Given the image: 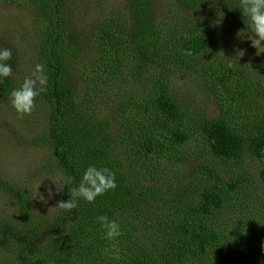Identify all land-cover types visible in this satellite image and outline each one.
Segmentation results:
<instances>
[{
	"label": "trees",
	"instance_id": "obj_1",
	"mask_svg": "<svg viewBox=\"0 0 264 264\" xmlns=\"http://www.w3.org/2000/svg\"><path fill=\"white\" fill-rule=\"evenodd\" d=\"M24 1L48 75L35 100L43 125L36 135L55 171L74 178L58 202L89 165L113 171L117 187L51 215L18 194L20 228L0 221V264H264V180L255 164H264V109L255 104L261 74L239 61L229 68L233 56L211 36L228 18L246 28L236 0ZM159 1L175 14L195 12L190 27L158 18ZM176 68L203 80L217 117L174 94L166 73ZM17 77L0 83L2 114L23 82ZM99 215L121 224L119 261L103 253L109 242Z\"/></svg>",
	"mask_w": 264,
	"mask_h": 264
},
{
	"label": "rangeland",
	"instance_id": "obj_2",
	"mask_svg": "<svg viewBox=\"0 0 264 264\" xmlns=\"http://www.w3.org/2000/svg\"><path fill=\"white\" fill-rule=\"evenodd\" d=\"M119 0H111V4ZM82 4V3H81ZM26 1L20 0L17 6L0 4V47L13 48V61L9 62L13 66L15 76L18 80L23 81L29 76L39 63L36 56V42L32 32V15L29 9H22ZM164 2H157L154 14L158 18L169 17L176 19L179 29H187L192 22V16L195 12L179 8L176 13L174 6ZM83 6V4H82ZM222 13L227 11L223 5L216 3ZM87 9V8H86ZM205 9L196 11L201 13L205 21L209 20V15L204 12ZM226 28L216 27L215 34L212 36V44H218L224 47L226 55L235 57L237 50H244V56L239 58V62L246 64L253 75V67L259 68L261 76H257L258 83L255 90V104L259 105L261 110L264 109V53L256 55V50L250 46L251 42L246 38L241 39L237 33L244 30L240 21H233L228 18ZM95 20L88 17L86 27H93ZM98 22V21H97ZM215 21H213V24ZM215 24H221L216 22ZM95 25H99L95 24ZM254 65V66H253ZM167 83L170 85L174 94L183 102H188L193 111L203 108L208 117L215 118L218 116V109L213 102V94L206 91L203 87L204 82L196 76H189L186 69H174L166 73ZM132 88V85L131 87ZM128 86L117 94L122 96ZM226 97V96H225ZM8 112L0 113V221L12 222L16 227L21 225L19 219V201L17 195H23L28 204L36 209L38 213L53 214L57 209V202L61 193H56L53 183L57 180L59 173L53 167V161L49 159V152L42 145V138L39 135L42 132L43 125L40 113L33 110L30 115H19L11 107L5 105ZM34 109L40 110L39 105ZM260 110V111H261ZM113 110H110L111 114ZM5 115V116H4ZM27 116V117H26ZM259 168L257 181L264 180V164L255 162ZM195 162L184 166L190 170ZM51 189L53 195L48 196V190ZM43 197V198H41ZM20 228V227H18ZM107 264V263H104Z\"/></svg>",
	"mask_w": 264,
	"mask_h": 264
},
{
	"label": "clouds",
	"instance_id": "obj_3",
	"mask_svg": "<svg viewBox=\"0 0 264 264\" xmlns=\"http://www.w3.org/2000/svg\"><path fill=\"white\" fill-rule=\"evenodd\" d=\"M235 9H238L244 19L246 28L237 33L241 39L246 38L250 46L256 50V55L264 53V0H236ZM244 50L236 51L235 57L230 58L228 67L239 64V58L244 56ZM13 59L12 47H0V83L13 76V66L8 63ZM48 85V75L43 64H37L34 71L26 76L22 84L13 89L8 96L9 103L19 115H30L35 108V100L43 93ZM73 177L59 175L53 183L56 193L64 192L72 184ZM117 187L116 174L107 167L89 165L84 169L79 183L72 189L69 198L58 202L57 207L71 212L78 207V202L83 200L94 203L97 197L114 190ZM53 192L48 190L51 198ZM43 198V197H41ZM96 223L102 232V239L109 242L103 249L104 255L112 260L119 261L121 248L119 238L122 236L121 224L118 220L110 219L107 215L96 217Z\"/></svg>",
	"mask_w": 264,
	"mask_h": 264
}]
</instances>
